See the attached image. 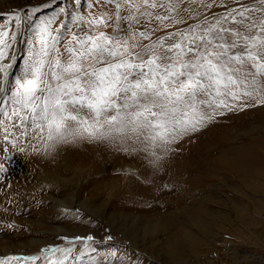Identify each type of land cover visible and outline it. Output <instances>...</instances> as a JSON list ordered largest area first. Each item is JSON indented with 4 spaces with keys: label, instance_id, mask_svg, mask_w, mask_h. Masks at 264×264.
I'll use <instances>...</instances> for the list:
<instances>
[{
    "label": "rangeland",
    "instance_id": "obj_1",
    "mask_svg": "<svg viewBox=\"0 0 264 264\" xmlns=\"http://www.w3.org/2000/svg\"><path fill=\"white\" fill-rule=\"evenodd\" d=\"M114 9V0H0V14L22 13L4 62L13 68L0 81V146L7 149L0 152L7 169L0 172V260L40 256L34 264H46L43 249L73 246L75 257L83 243L64 238L91 235L101 251L96 264H264V105L254 100L243 111L237 105L217 112L159 161L139 143L125 151L85 139L44 151L35 136L21 137L15 148L4 141L5 129L20 135L12 128L19 123L13 94L39 26L55 18L53 35L59 30L70 38L79 31L76 17H85L86 27L88 19ZM143 24L155 30L152 40L174 30L150 21L140 30ZM33 238L43 241L30 243ZM112 250L115 261L106 256Z\"/></svg>",
    "mask_w": 264,
    "mask_h": 264
},
{
    "label": "snow or ice",
    "instance_id": "obj_2",
    "mask_svg": "<svg viewBox=\"0 0 264 264\" xmlns=\"http://www.w3.org/2000/svg\"><path fill=\"white\" fill-rule=\"evenodd\" d=\"M114 3L110 14L88 19L86 27L85 17H76L79 31L71 32L70 38L59 30L53 35L55 18L39 26L38 40L13 94L18 107L12 116L19 123L13 121L12 128L20 135L5 129L6 143L15 148L21 137L35 136L44 151L85 139L106 141L125 151L139 143L159 161L160 153L212 122L217 112L235 110L237 105L243 111L252 100L264 105V0H236V7L225 6V14L202 19L185 6V0ZM185 13H195L197 22L188 24ZM21 19L19 11L0 14V81L13 68L4 62L17 41L14 29ZM142 21L157 26L167 22L174 30L152 40L155 30L147 24L140 30ZM181 24L186 27H178ZM6 151L0 146V152ZM6 171L0 162V172ZM64 239L84 247L75 257L74 246L43 249L46 264H69L70 259L96 264L101 251L93 245V236ZM106 256L115 261L117 252ZM40 259L12 256L0 264L12 260L34 264Z\"/></svg>",
    "mask_w": 264,
    "mask_h": 264
},
{
    "label": "bare ground",
    "instance_id": "obj_3",
    "mask_svg": "<svg viewBox=\"0 0 264 264\" xmlns=\"http://www.w3.org/2000/svg\"><path fill=\"white\" fill-rule=\"evenodd\" d=\"M248 0H245V2H247ZM207 4L208 7L206 8L204 5ZM185 6H190L191 8L195 9L196 11H198L201 14V19L203 18V16H208L209 18H211L213 15L215 16H221L223 14H225V6L229 7V8H233L236 7V0H195V2H193V0H185ZM161 14H163L162 10H161ZM185 17L187 18V23L188 24H195L197 22V19L195 17V13H192L191 15L189 13H185L184 14ZM180 28H184L186 27V25L181 24V26H179ZM173 29V27H171ZM68 149V148H66ZM64 149V151L66 150ZM64 158L66 157L67 152L62 153ZM65 161L62 162L63 165H65L66 167L69 165L68 161H66V158L64 159ZM58 172V169L56 170ZM4 174V172H2ZM7 173V172H6ZM5 176V175H4ZM2 185V183H1ZM72 201H74L73 198H71ZM149 231L152 232L154 231V225L153 224H149ZM62 230V227H58L57 230H55L56 232ZM54 232V234L56 233ZM132 234V233H130ZM133 235V234H132ZM43 241L42 238H33L32 240L30 239V243H41ZM16 253H23L22 251L20 252H16ZM256 259L253 260V262H255ZM258 261V259H257ZM257 264V263H255Z\"/></svg>",
    "mask_w": 264,
    "mask_h": 264
}]
</instances>
